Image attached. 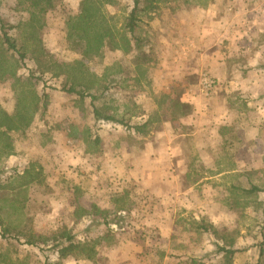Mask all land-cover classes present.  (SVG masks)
Segmentation results:
<instances>
[{
    "label": "rangeland",
    "instance_id": "obj_1",
    "mask_svg": "<svg viewBox=\"0 0 264 264\" xmlns=\"http://www.w3.org/2000/svg\"><path fill=\"white\" fill-rule=\"evenodd\" d=\"M176 3L180 8L175 13L164 12L152 20L143 17L146 29L154 31L150 51L155 60L143 76L132 65L135 53L117 52L89 61V71L70 72V67L63 66L38 74L40 81L30 80V69H36L30 53L22 67L18 54L7 51L0 39V51L6 54V58L0 54V63L14 71L9 80L0 82V105L12 113L18 93L28 96L33 85L46 96L40 102L43 106L27 108L21 115L22 129L15 135V143L19 141L27 149L33 145L45 148L44 153L27 159H35L32 163L41 170L38 183L30 186L27 201L32 218L29 233L38 244L31 246L24 238L2 236L0 225V264H192L190 258L196 259V264H228L216 251V236L198 229L202 222L221 233L238 234L235 246L245 250L235 255L232 264H264L262 204L251 197L245 209L225 205L227 188L231 184L248 187V180L209 177V170L220 172L233 165L221 149L212 158H201L205 150L200 152L195 146L194 123L182 122L194 108L185 109L189 115L182 118L176 107L186 92L198 91L201 98L216 96L219 104L231 106L235 114L241 111V74L255 71L262 65L258 57L264 56V0H213L206 9L186 8L183 0L171 5ZM133 5L134 0H110L103 10L113 15L121 28ZM78 7L76 0H58L54 9L41 15L46 25L39 32L40 38L58 62L73 64L81 58L79 48L72 49L74 42L66 38L67 21ZM33 12L39 14L29 0H0L3 31L22 40L28 33L24 22ZM213 53L218 60L215 66L212 59L208 61ZM15 72L23 78L24 86L15 84ZM113 74L117 75L115 82L109 81ZM137 77L141 86L125 88ZM204 77L215 78L216 86L203 87ZM107 85V97L95 104L109 105V114L120 117L130 109L126 103L131 99L144 115L125 116L129 124L143 123L149 115L154 120L145 134L95 120L87 94L99 95ZM64 87L84 95L66 93ZM27 105L29 102L24 107ZM25 120H31L29 127ZM172 152L181 153L184 161L178 163ZM203 175L199 184H193ZM2 176L6 180L9 174ZM94 206L106 212L98 213ZM93 221L101 226L96 227ZM62 225L79 239L113 233L116 241L110 246L109 241L100 243L93 260L60 258L52 247Z\"/></svg>",
    "mask_w": 264,
    "mask_h": 264
},
{
    "label": "trees",
    "instance_id": "obj_2",
    "mask_svg": "<svg viewBox=\"0 0 264 264\" xmlns=\"http://www.w3.org/2000/svg\"><path fill=\"white\" fill-rule=\"evenodd\" d=\"M29 1L32 7L38 9L39 14L34 12L31 13V17L24 22V24H26V32L28 31L27 35L20 41L11 37L3 31L4 27H2L3 23L0 18V24H2L0 39L1 44L6 47L7 51L9 50L18 54L19 60L21 61L20 65L22 67H25V57L27 53H30L31 59L34 60L36 64V69H30L29 79H35L38 81L42 80L38 74L43 75L45 72L51 71L52 68L61 69L65 66V69L66 67H70V72L77 71L81 73L83 71H89V61L102 59L110 53L117 52L126 54L135 53L132 62L134 70L140 72L141 76L147 74L155 61L150 51L151 35L154 31L148 28L146 29L147 25L144 24L143 17L148 16L149 20H152L160 17L164 12L175 13L178 8H180L177 3L174 6L171 5L172 1L176 0H134L133 8L128 14L124 25H122L121 28H118L115 17L113 15H107L103 10L105 3L110 0H80L78 12L70 21H67L66 24V38L74 42L76 47L74 46L72 49L79 48V54L81 56L80 59H76L72 64V62L69 61L63 63L58 62L55 59L54 53H51L49 49L44 47L39 34L41 28L46 25L41 22V15L54 9L58 0ZM183 1L186 8L196 6L203 9H206V7L213 2V0ZM0 54L6 58L5 52L0 51ZM13 74V70L3 67L2 63H0V82H6L10 76H14ZM116 74L111 75L113 79L111 78L109 81H117ZM15 76V84L24 86V84H22L24 82L23 78L20 75H16V72ZM123 80L124 79H122V81ZM140 81H142L140 77H137L134 79V84L129 83L125 88L129 89L132 85L134 88L137 85L141 86ZM216 84L217 81L213 78L212 88L215 87ZM33 86L28 89V96L21 94V92L18 93V98L16 100L17 103H15L14 111L12 113L8 112L0 105V225L4 231L2 236L8 234L16 240L24 238L25 244L37 246L38 241H36V239L29 233L32 218L28 210L27 201L30 186L33 183H38L41 170L32 162L16 164L11 167L7 164L8 158L16 154L15 135L22 129L21 115L27 113V108H34L36 110L42 99L46 100V96L43 94L40 95L37 88L34 89L35 86ZM108 89L109 85H107L99 95L87 94L91 98V106L93 108L95 120L123 125L124 127L134 130L135 133L145 134L148 127L154 121L150 115L145 122L140 124L132 125L125 120V116L127 115L129 116V119L144 115L141 112L140 106L136 102L127 99L126 105L130 109L120 117L109 114L111 108L109 105L104 103L99 107L95 104V102L102 97H107L105 92ZM63 91L69 94L74 93L80 96L84 95L83 92L76 91L73 87L68 89L64 87ZM164 97H166V95ZM27 102H29V105L24 107ZM40 105L43 106V104ZM176 107L177 109H180L179 115L182 116V118L189 115V112L187 113L185 109L189 110L191 107L193 108V106L188 103L181 101L177 102ZM156 114L159 115L158 109H156ZM30 124L31 120H25V125L27 127H29ZM73 128H75L74 125ZM220 133L224 136L229 134V138H224L221 152L226 154V160L231 161V164L233 165L234 161L230 157L232 154L231 149L234 146L232 142L239 143L240 138L239 136L237 137V133L233 129L228 127H222ZM217 165L220 166L221 162H217ZM229 168H233V166ZM189 169L191 168L189 167ZM208 173L210 177L218 172L211 169ZM3 174H9L6 180L2 179ZM242 176L246 177L248 180L249 187L231 184L227 188L229 196L225 198V205L229 207V209H245L249 207V201L252 199L257 203L260 202L258 200V195L261 190L250 183L248 175ZM242 176H236L234 178L241 180ZM204 177L205 175L195 178L193 184L199 182ZM262 208L264 214V205H262ZM92 209L98 213L106 212V210H102L96 206L92 207ZM80 210L82 213L86 214V209L81 208ZM88 214L91 215L92 213L89 212ZM92 224L96 225V227L101 226V223H98L97 221H93ZM88 229L89 226L85 229L86 233H88ZM198 229L201 231H211L216 236L219 240L215 243L216 251L223 254V257L227 259L228 264H232L237 253H241L245 250V248L241 249L235 246L238 234L232 236L231 231L221 233L212 224L204 222L198 225ZM104 241H109L108 245H113L116 241V237L113 233H105L96 239H79L75 233L67 228L66 225H62L58 234L54 235L52 250L56 252L60 258L82 256L84 259L93 260L97 255L96 247ZM189 260L192 264L198 262L196 259L190 258Z\"/></svg>",
    "mask_w": 264,
    "mask_h": 264
},
{
    "label": "crops",
    "instance_id": "obj_3",
    "mask_svg": "<svg viewBox=\"0 0 264 264\" xmlns=\"http://www.w3.org/2000/svg\"><path fill=\"white\" fill-rule=\"evenodd\" d=\"M79 2L80 0H76L77 7L79 6ZM215 56L216 54L213 53L208 59V61L212 59L214 66L218 64L217 57ZM258 60H262V65L258 66L255 71L248 70L241 74L242 83L240 92L242 109L239 113L235 114L231 106L229 108L227 105L219 104L216 96L212 95L208 98H204L203 96L201 98L198 95V91L191 94L186 92L182 101L191 104L194 108V113L192 112L190 117L184 118L182 122L187 124L194 123V133L192 136L194 135L195 146L200 152L205 150L201 158L209 159L211 156H216L218 154L217 150L221 149L224 138H229L220 133L222 127H228L239 133V144L232 142L234 146L231 149L232 154L230 157L234 161L233 168L221 170L214 176L236 177L248 175L250 183L261 190L258 200L264 205V56L258 57ZM4 108L6 109V107ZM201 135L202 137H200ZM15 146L16 154L10 156L7 160L10 164L36 162L35 159L32 161L31 159H27L38 152L44 153L45 151V148L38 145H33L32 149H27L19 141L15 143ZM180 154L176 152L171 156H176L175 160L177 162L179 160L184 161ZM240 161L245 162L242 164ZM199 183L200 181L196 185ZM193 188L194 186L188 192H191Z\"/></svg>",
    "mask_w": 264,
    "mask_h": 264
},
{
    "label": "built area",
    "instance_id": "obj_4",
    "mask_svg": "<svg viewBox=\"0 0 264 264\" xmlns=\"http://www.w3.org/2000/svg\"><path fill=\"white\" fill-rule=\"evenodd\" d=\"M202 84H203V87L207 89H210L212 87V81L208 77H204Z\"/></svg>",
    "mask_w": 264,
    "mask_h": 264
}]
</instances>
